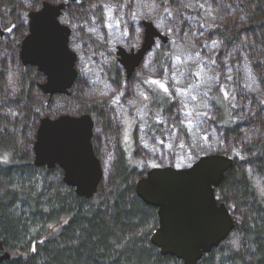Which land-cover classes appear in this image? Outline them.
Masks as SVG:
<instances>
[{
	"label": "trees",
	"instance_id": "trees-1",
	"mask_svg": "<svg viewBox=\"0 0 264 264\" xmlns=\"http://www.w3.org/2000/svg\"><path fill=\"white\" fill-rule=\"evenodd\" d=\"M40 3L0 0L1 18L13 24L0 41V241L10 253L0 264H182L150 242L157 211L135 183L151 167H186L209 153L233 158L215 193L235 227L197 264H264V0L70 2L61 19L72 29L78 76L68 95L49 101L30 66H20L19 87L8 83L20 68L25 15ZM233 10L238 16L225 21ZM142 18L165 25L169 42L152 47L125 78L114 44H134ZM151 68L168 91L149 85L154 100L146 101L137 81ZM91 84L106 89V101L86 102ZM121 110L143 126L131 158L117 134ZM59 113L90 114L95 151L112 148L92 197L67 186L58 166L33 162L40 118Z\"/></svg>",
	"mask_w": 264,
	"mask_h": 264
},
{
	"label": "water",
	"instance_id": "water-1",
	"mask_svg": "<svg viewBox=\"0 0 264 264\" xmlns=\"http://www.w3.org/2000/svg\"><path fill=\"white\" fill-rule=\"evenodd\" d=\"M65 5V1H43L39 9L29 12V33L20 45L22 63L36 66L46 75L39 87L49 95L67 94L77 76V56L68 44L70 29L58 19ZM142 24L143 37L137 48L117 46L116 61L127 77L157 38L167 39L151 21ZM93 127L88 113L43 116L32 144L34 164L58 166L63 182L86 198L94 195L103 176L102 164L94 152ZM232 165L233 158L209 153L186 167H151L136 181V195L156 208L158 225L149 239L162 255L176 257L182 264H197L231 233L235 219L226 204L218 201L215 188ZM9 258V251L0 241V263Z\"/></svg>",
	"mask_w": 264,
	"mask_h": 264
},
{
	"label": "rangeland",
	"instance_id": "rangeland-1",
	"mask_svg": "<svg viewBox=\"0 0 264 264\" xmlns=\"http://www.w3.org/2000/svg\"><path fill=\"white\" fill-rule=\"evenodd\" d=\"M145 3H147L146 7L149 8L150 4H151V0H145ZM0 12H2V14L4 15V13H3L4 10L3 9H0ZM238 14H239V11L233 10L230 13V15L225 16V21H227V22L228 21H232L233 18L238 16ZM144 20L151 21L154 24L153 20L147 19V18L146 19L142 18L141 22H140L142 29H141V32L136 36L137 40H139L138 41L139 43L137 44V40L135 41V39L133 40L134 44L133 43H129V47H127L128 45L124 46L122 44H116L115 43L114 46H116V49L114 50V53H113L114 57L116 56L117 46H122V47L126 48L127 50H130L131 48H137L141 44L142 37H143V30H144V28H143L144 26H143L142 22ZM10 24H11V27H13V24H12L11 21H10ZM155 26L163 35H165L167 37L166 41H163L161 38H157L156 39V42L153 45V47H155V48L158 47L159 48L162 44L166 45L169 42V35L164 30L165 29L164 28L165 25L161 26L159 24H156ZM136 44H137V46H134ZM70 46L73 49L71 42H70ZM75 54L78 57V54H77L76 51H75ZM109 58L112 59V57H109ZM16 64H18V63H16ZM76 68H77V66H76ZM134 70H133V72H134ZM153 70L154 69L151 68V70H149L148 72H145V73L143 72L141 74L140 79L137 81V86L142 90V96H143L144 100H146V101L154 100L152 95L150 94V92L148 90L149 85H154L157 88H160L158 84L152 83V81H160L161 83H163L167 87V83H166L165 78L161 77V76H158V74H155V72ZM20 76H21V73H20V71L18 69L12 70L9 73V78H8L9 86H11V85L15 86L16 85V86L19 87V85L16 84V83H18V79H19ZM124 76H125V78H128L126 76L125 72H124ZM21 85H22V82H21ZM217 85H220L219 87H220V89H221V91L223 93L222 95L225 96V98L227 99L229 97L227 85L225 86V85L221 84V80H218ZM167 89H168V87H167ZM109 92H110V90H109ZM84 97H85L86 102H99V101H103V100L106 101L107 100L106 89L104 87H102L101 84H91L89 86V89L85 90ZM56 107H58L57 111H60L61 106L60 105H56ZM59 114H63V113H59ZM59 114H56L55 116H57ZM147 120H150V116L147 117ZM116 123H117L116 124V128L118 129L117 130L118 137H119V139L121 141V144L123 145L124 149L126 150L128 157L131 158L132 152L135 149V143L137 142V139L135 138V130L138 129L139 131H142L143 126H140L139 119L137 118V116L135 114H133V113H131L129 111H126V110H121L120 111L119 119H118V121ZM260 129L264 130V111H263V122L261 123ZM99 147H102V149L101 148L99 149ZM99 147L97 148V151H95L96 149H94V152L97 155V157L100 159V162H101L102 167H103V172L105 173L106 170L108 169V167H107V159H108V156L111 155L110 152L112 151V148L110 147V145H107V144L104 145V146L99 145ZM107 153L109 155H107ZM140 160L138 159L135 162L140 163L141 162Z\"/></svg>",
	"mask_w": 264,
	"mask_h": 264
},
{
	"label": "flooded vegetation",
	"instance_id": "flooded-vegetation-1",
	"mask_svg": "<svg viewBox=\"0 0 264 264\" xmlns=\"http://www.w3.org/2000/svg\"><path fill=\"white\" fill-rule=\"evenodd\" d=\"M43 1H48V2H51V3H55V2H59V1H65L66 2V5H65V8H66V6H67V4L68 3H70V2H72V3H75L76 1H78V0H72V1H69V0H59V1H51V0H41V3H40V5L37 7V9H39L41 6H42V3H43ZM64 8V9H65ZM37 9H33V10H30V11H28L27 13H26V15H25V20H24V24H25V26H24V31L22 32V35L20 36V39H19V42H18V62H19V67L21 66V67H26V66H30V67H32L33 69H34V72L37 74L36 75V84H37V86H38V88H39V90H40V92L43 94V95H46V97H48L47 99H48V101L51 99V98H53L55 95H68L69 93H70V89L72 88V86H73V84H74V82H75V80H76V78H77V76H78V70H77V68H76V66H77V58H76V62H75V68H76V70H77V76H76V78H75V80H74V82H73V84L68 88V93L67 94H65V93H55V94H53V95H49V94H46V93H43V91L40 89V87H39V84L40 83H43L45 80H46V75L42 72V71H39L37 68H36V66H33V65H30V64H23L22 63V61H21V59H20V56H19V51H20V45H21V41L26 37V35L29 33V21H30V17H29V12H31V11H34V10H37ZM64 9H63V12H62V14L58 17V19H59V22L61 23V24H63V25H66L69 29H70V34H69V41H68V44H69V47H70V49L71 50H73L72 48H71V46H70V42H71V33H72V29H71V27L69 26V25H67L66 23H64L63 22V20L61 19L62 18V16H63V14H64ZM9 25H11L10 24V19H7V18H1V12H0V29H1V31H2V33L0 34V41L1 40H3L4 38H6V35L9 33ZM8 29V30H7ZM74 51V50H73ZM75 52V51H74ZM115 58H116V56H115ZM21 67L20 68H17L18 70H20L21 71ZM124 71V70H123ZM35 77V76H34ZM45 116H49V115H45ZM51 117V116H50Z\"/></svg>",
	"mask_w": 264,
	"mask_h": 264
},
{
	"label": "snow or ice",
	"instance_id": "snow-or-ice-1",
	"mask_svg": "<svg viewBox=\"0 0 264 264\" xmlns=\"http://www.w3.org/2000/svg\"><path fill=\"white\" fill-rule=\"evenodd\" d=\"M109 11H111V7L110 6H109ZM152 83L158 84L159 87L161 89H163L165 92L168 91L167 87L163 83H161L160 81H152ZM161 143H163V141H161ZM181 147H183V145H181Z\"/></svg>",
	"mask_w": 264,
	"mask_h": 264
}]
</instances>
